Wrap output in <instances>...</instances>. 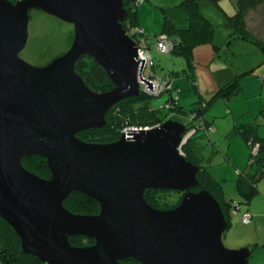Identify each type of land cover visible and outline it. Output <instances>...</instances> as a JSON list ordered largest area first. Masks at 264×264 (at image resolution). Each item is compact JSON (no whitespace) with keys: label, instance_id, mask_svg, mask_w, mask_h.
<instances>
[{"label":"water","instance_id":"obj_1","mask_svg":"<svg viewBox=\"0 0 264 264\" xmlns=\"http://www.w3.org/2000/svg\"><path fill=\"white\" fill-rule=\"evenodd\" d=\"M35 10L73 27L67 52L42 67L20 58ZM123 0H0V219L17 235L21 252L41 264H249L250 250L226 249L227 222L199 183L198 166L180 153L186 126L167 120L123 132L109 144L77 134L105 126L117 103L138 97L144 62L122 22ZM91 59L113 89L90 90L75 72ZM37 156L50 177L22 166ZM148 190L185 192L169 210L152 208ZM81 193L97 215L73 214L63 202ZM93 241L75 247L69 238Z\"/></svg>","mask_w":264,"mask_h":264},{"label":"trees","instance_id":"obj_2","mask_svg":"<svg viewBox=\"0 0 264 264\" xmlns=\"http://www.w3.org/2000/svg\"><path fill=\"white\" fill-rule=\"evenodd\" d=\"M10 1L15 2V0ZM143 1L146 0H123L127 16L122 22V26L132 39L136 41H140V38L143 39V47L148 51L152 62V65L148 66L146 70L150 69L153 78L164 83H170L169 80H161L155 76V62L149 52L147 37L139 25L138 9ZM222 2L232 3L234 12L229 14L227 9L225 10L222 7ZM203 3L213 5L223 12L225 26L231 31V35L237 39L252 43L261 51L264 58V42L248 30L246 22L248 14L255 11L258 6L264 3V0H182L179 8L186 17V27L177 28L166 16L163 31L156 39L155 49L158 39L163 37V41L172 47L169 53L166 54H174L185 60L189 72L187 74L189 80L193 83L195 82L193 50L204 44H210L216 50V47L212 44L215 26L200 11V5ZM135 30H141L142 34L138 36V32ZM171 43L174 44L172 45ZM75 72L82 78L84 84L94 92H107L113 89V85L105 73L87 57L83 56L76 62ZM252 74L253 70L235 76L220 86L211 98L208 100L199 99L196 103L190 105L188 109L180 107L174 98L175 96H171V91L174 89L171 84H169L170 89L167 90L169 91V97L159 103L158 106L152 104V99L157 98V96L147 94L141 90L138 97L126 99L114 105L105 116L106 124L103 128L81 132L77 134V137L88 143L109 144L117 141L123 131L127 129L151 128L169 120L167 114H162L161 110L163 109H168L176 116H185L188 122L185 124L186 133L183 136L188 133H190V136L181 146L180 153L188 162L198 166L199 170L196 178L199 185L193 191L206 190L216 199L221 207L228 229L231 226V209L239 210L241 204L248 205L259 193L257 184L264 177V138H260L256 133V127L250 124H236L232 129L233 133L241 136L250 149V157L246 168L237 173L234 186L239 197L237 202L225 199L222 184L212 177L210 172H208L209 167L204 164V158L200 154V148L203 145L198 144L196 141L201 140L203 137L208 138V131L212 126L206 121L205 114L210 107L218 100L224 102L231 100L241 90V78ZM254 146H257L255 154L252 153ZM22 166L41 178L48 179L50 177L45 160L40 157L33 156L24 159L22 160ZM184 193L173 190H148L144 193V199L154 209L169 210L179 204ZM170 196L175 197L172 204L169 202ZM63 206L71 213L78 215H97L99 212L98 203L81 193L69 195L63 202ZM69 242L75 247H86L93 244L91 239L82 236L71 237ZM254 246H251L250 250ZM121 263L139 264L132 259ZM0 264H41L35 257L21 252L17 235L1 219Z\"/></svg>","mask_w":264,"mask_h":264},{"label":"rangeland","instance_id":"obj_3","mask_svg":"<svg viewBox=\"0 0 264 264\" xmlns=\"http://www.w3.org/2000/svg\"><path fill=\"white\" fill-rule=\"evenodd\" d=\"M181 1L182 0L143 1L141 6H139L138 14L140 28L144 31V34L147 37L150 50L149 52L155 62V76L161 80H169L170 83H166L165 86L167 87L169 84L173 85L174 89L171 91V96H175L174 98L177 100V104L180 107L188 109L190 105L198 101L200 90H203L205 92V96L209 99L211 94H213L212 92L214 91V87L209 89V83H205L206 87H202V82H199L201 86L198 87V83H196L197 81L193 83L187 78V74L189 72L184 59L174 54H160L155 49L156 39L163 31L166 16L168 20L175 23L177 28L182 29L186 27V17L184 12L179 8ZM225 4L226 2H222L223 8L225 10L227 9L229 14H232L234 12L233 4L227 3L226 7ZM200 11L205 18L215 26V31L224 32L225 18L223 12L219 11L213 5L204 3L200 5ZM29 18L27 45L19 55L22 60L32 66L42 67L69 50L74 38V31L71 25L63 23L53 17L47 16L35 10L30 11ZM218 36L216 34V37L214 38V44L216 43V45L221 39V37L219 38ZM196 48V54L201 56V58L206 57V55H216L215 50L210 44H205ZM215 57L218 59L220 56L216 55ZM228 57L229 61L233 63V68H235L238 64L236 58L233 59L230 56ZM228 57H224V55H222L220 59L225 61ZM194 67L202 68L203 65H198V62L196 61ZM149 74L150 69L144 72L145 76H149ZM166 87L157 96V98L152 99V104L154 106H158L159 103L169 97V91H167L168 89H166ZM208 91H211V93H206ZM241 98V94L239 93L236 97L229 101L232 104L231 108L233 109L230 116L227 114L226 117H217L214 119L216 122L208 131V134L211 135V138L209 139L210 143L208 142L201 147L204 164L209 167L208 172H210V174H212L215 179L222 184L225 199L232 200L233 202H237V200H239L237 192L234 188L237 178L236 170L241 171L243 169L234 168L226 160V153L229 152L235 156L243 150H241L240 147L236 148L237 144H244L246 147L247 161L250 157V149L243 142L241 136L234 135L233 137V134H230L229 132V130L233 128L234 123L237 122L233 120V117L241 114V116H239V118H242L241 122L264 124V120L260 116L256 120H254L253 116H251L252 114L254 115L258 109L255 101L250 97L251 103L248 107H246L247 101L242 100ZM161 111L162 114H167L168 119L170 120L177 119V121L182 122L184 125L188 122L185 116H176L168 109H163ZM213 138L216 140L214 141ZM231 138V145H228ZM212 142H214V144H211ZM243 154L245 155L244 152ZM263 185L264 182L260 184L258 195L254 197L249 205L251 212L255 211L264 214ZM173 199H175V197H169V202L171 204L173 203ZM246 207L248 206L241 204L239 210L231 209V226L227 229L222 238L223 245L226 249L237 250L244 248L246 244L250 247L255 244V238L252 236L251 232H249L250 223L252 221L246 225L241 224V215ZM257 223L258 225L264 226V216L257 219ZM250 247L247 248L250 250ZM258 253L259 252H255L253 255H250L248 258L249 264H264V258H262L261 261L259 259L256 260Z\"/></svg>","mask_w":264,"mask_h":264},{"label":"crops","instance_id":"obj_4","mask_svg":"<svg viewBox=\"0 0 264 264\" xmlns=\"http://www.w3.org/2000/svg\"><path fill=\"white\" fill-rule=\"evenodd\" d=\"M226 5H227V2L225 4V7ZM246 22H247L248 30L255 37H257L258 39L264 42V3L258 6L255 11H252L248 14V16L246 17ZM216 34L217 36L219 35L218 36L219 38L221 37V39L219 40L220 42L217 43V45L216 43L214 44L215 42L214 38L216 37ZM212 44L216 47V50H215L216 55L220 56L218 59L217 57H215L216 55L214 56V54L213 55L211 54V56L206 55V57L201 58V56H198L196 54L197 48L193 50L194 64H196V61H197L198 65L200 64L203 65L202 68L195 67V73H194L195 82L197 81L196 83H198V87L201 86L199 82H202V87H206L205 83H209V86H208L209 89L214 87V91L212 92L214 94L220 86L224 85L225 83L233 79L235 76H238L244 72H249L253 70L252 75H245L241 78V83H240L241 90L239 91V93L241 94V97H242L241 99L247 101L246 107H248L251 103L250 97L251 99L255 101L256 105L258 106L257 112L254 115L253 114L251 115L253 116V119L256 120L260 116L264 120V79H263L264 77V58H263L261 51L256 46H254L252 43L241 40V39H237L236 37L232 36L231 31L226 26L224 27V32L214 31V35L212 38ZM222 55H224V57L230 56L233 59L236 58L237 63H238L237 66L233 68V63L229 61V57L227 58L228 60L227 59H225V61L221 60L220 58ZM211 91H208L206 93H211ZM213 94H211L209 98H211ZM199 99L208 100L203 90L199 91ZM229 101L224 102L222 100H218L207 111V113L205 114V119L211 126L215 124L216 122V120L214 121L215 118L226 117L227 114L229 116L232 114V111H233V109L231 108L232 104ZM239 116H241V114H239ZM239 116L233 117V120L235 122L237 121L236 123H234V126L240 123L253 125L256 127L257 135L260 138H264V124H261V123L253 124V122H241L242 118H239ZM232 129L229 130L230 134H233L232 135L233 137L234 135H238V134L233 133ZM208 138L210 139L211 135L208 134ZM208 138L203 137L201 138V140L196 141V142L200 145H204L210 142ZM213 140L215 141L216 139L213 138ZM231 140L232 138L229 140L228 145H231ZM211 144H214V142H212ZM237 147H240L241 150L243 149L241 153H238L235 156H233V154L227 152L226 153L227 156H225V158L234 168H240V169L242 168L244 170L248 164V161L246 158V147L244 146V144L243 145L237 144L236 148ZM243 152L245 153V155L243 154ZM200 154H202L201 148H200ZM236 171L237 173L239 172V170H236ZM212 177L215 179L213 175ZM263 182H264V177L258 182L257 184L258 189H259L260 184H262ZM262 190L264 191V185L262 186ZM250 203L247 205L248 207H246L245 210L243 211V212H248L251 215L252 222L250 223L249 232H251L252 236L255 238L254 240L255 244H253L255 246L250 251V255H253L255 252H259L256 256V260L259 259L261 261L262 258H264L263 256L264 255V226L258 225L257 219L264 216V214L260 212H255V211L251 212V208H249ZM244 247H250V246L246 244V246Z\"/></svg>","mask_w":264,"mask_h":264},{"label":"built area","instance_id":"obj_5","mask_svg":"<svg viewBox=\"0 0 264 264\" xmlns=\"http://www.w3.org/2000/svg\"><path fill=\"white\" fill-rule=\"evenodd\" d=\"M16 1H21V0H15ZM136 32H138V36H140L142 34V31L141 30H135ZM128 34V33H127ZM129 35V34H128ZM137 45V49H138V59L139 60H142L144 62V65H143V77H144V80L148 82V84H143L141 85V90L142 92H145L147 94H150V95H153V96H158L163 90L164 88L166 87L165 84L167 83H164L160 80H157L155 78H153V74L150 73L149 77H146L144 75V72L145 70L148 68V66H151L152 65V62H151V57L149 56L148 54V51L145 49V47H143V39L140 38V41H136L135 39H133ZM163 37L159 38L158 39V42L156 44V50L159 52V53H169L170 49L172 48L170 45H168L166 42L163 41ZM172 45L174 43H171ZM264 79V77H263ZM166 89H170V86L168 85L166 87ZM141 130L140 128H130V129H127L123 132H126V131H131V130ZM143 129H150V128H143ZM190 136V133H188L186 135V139ZM256 149H257V146H254L253 147V150H252V153L255 154L256 152ZM251 221V215L248 213V212H244L242 215H241V223L243 225H246V224H249Z\"/></svg>","mask_w":264,"mask_h":264}]
</instances>
